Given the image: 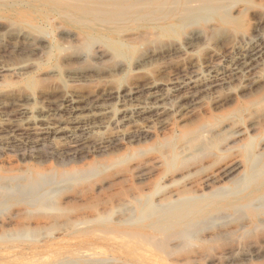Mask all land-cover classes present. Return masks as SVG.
<instances>
[{
    "label": "rangeland",
    "instance_id": "1",
    "mask_svg": "<svg viewBox=\"0 0 264 264\" xmlns=\"http://www.w3.org/2000/svg\"><path fill=\"white\" fill-rule=\"evenodd\" d=\"M172 1H175V0H172ZM249 1L251 2V4H250L251 7L247 6L248 9L257 8V6H263L264 5V0H249ZM235 3H236V0H232V1L227 3V5L228 4L230 5V6L228 5L229 11L227 10V12H229L231 14V16L236 19V20L232 19L231 23H233V24H231V25H230V21H229L227 25L226 24H220L217 26L215 24L214 20L210 21V17L206 15L205 17L201 16L197 19L192 20L191 22L187 23L186 25L182 26L181 28L176 29L175 32L170 34V35H162V36L159 35V33L158 34L155 32L152 33L151 29L148 28L149 24L151 22H154L155 19H159L160 15L159 16L155 15L154 17H150L148 19H143V20H138V21L128 20L127 18H125L123 20L120 19V20H122V22H120V20L119 21L116 20L118 18H116L115 16L91 17L90 18L91 21H97L96 19H98V20L101 19L102 21L104 20L103 22H105V23H103L101 20H100V22L98 21L100 27H108L107 24L110 23V24L115 25L116 28H119V32L127 33L126 36L128 38L131 39L130 36H132L133 38H134V35L136 36L134 39L132 38L133 41L130 43V45L132 44L131 46H132L133 50L132 49L129 50L128 54L130 56V60H128V61H126L124 59L120 60L119 58H115L113 56L111 50L103 42H100V41L85 42V40H83L80 36L77 35L78 29L76 28V26L65 24V26L63 27L64 31H70L76 37H75V39L72 38L73 40L69 41V43L66 42L65 44L64 43L62 44L65 47V52H64L65 55L69 56L72 59L61 64L60 70H59V68H57L58 72L60 71L58 73L59 75L57 77L47 78L44 75L45 70L37 69L36 67L34 68V67H30V66H27L26 68H24V70H22L21 73L20 72H17L15 74L13 73V75H12V73H6V72L1 71V73H0V120H1L0 149L2 148L1 152H0V162H1L0 166H1V168L6 167L9 169H14L16 171H20V170L21 171H33V170L36 171L39 168L42 171H45V172L47 171L48 174L58 176L57 178H59L64 172H70V171H73L74 169H80L81 166H82V169H86V168L88 169L90 167L95 168V172L92 175H89L85 179H76L73 181L66 182L67 184L63 183L59 187L58 186L55 187V188H57V189H55L56 191L59 189V190H61V192H59L58 194L53 193L54 195L51 194L50 198L52 201L48 200L49 197L47 198V200H46L47 203H49L48 201H51L50 204H48V206L49 205L51 206V207L49 206L50 207V209H49L50 214H55L57 210L59 211L61 209L67 208V207H69L67 209H69L70 211H74L76 208H82L81 205L85 204L87 202V199H84V197H82V193H84L88 189H91L96 196L100 197L101 200L106 201V200H108V198L111 195L118 194L120 191H128L129 193H131V192H133V190L136 189L137 186H139L140 188L144 187V188L154 189L158 185V186H160L157 189L158 192L154 196L155 198H151L150 201L158 202V200H162L165 197H171V195L174 193L175 195L178 196L177 197L178 199L181 198L179 201V204H181V202L182 203L187 202L189 204L187 211H188V214L191 216V225L192 226L183 228L182 236H181V238H183L182 240H184V241L186 240L185 243L183 241V245L184 246L188 245V247L183 246L185 248L184 250L183 249L181 250L179 247L177 252L173 255H169L168 258H167V256L160 254V257L159 258L157 257L156 259H154V261H139V260L135 259L134 257H131V255H129L126 252V250L121 247V243H120L121 239L120 238H118L116 240L113 239V238L117 237L118 235H114L113 238H110L109 235H105L104 233H100L99 235L102 236V239H100L101 241L96 240L92 246L93 248H89V251H87V254H91L93 256L94 260L95 259L98 260V261H96V263L94 260H93V262L92 261L86 262V261L79 259L76 256L67 255L65 260H64L65 262H63L61 264H67V262H68V264H69V262H70V264L71 263L72 264H97V263L98 264H125V263L126 264H164V262H169L170 264H218V263L219 264H264V228H263L264 226L262 227L261 230H260V228H258V226L261 227L260 225H263L260 223L264 222V197L262 196V199L260 198L256 202H252L248 205H245L244 199H246L248 194H245L244 192L240 193L238 195H235V196L224 194L223 196L218 198L217 202L214 203L215 206L217 205L219 208L222 207L221 210L219 208L217 210L216 209L214 210V209L209 208L208 206H204L205 204L203 205V203H201V197H200L201 195L202 196H204V195L208 196L209 193H211L213 187L224 186L227 184L229 185L231 179L235 178L236 176H238L240 174L241 170L234 173L229 178H223L221 176L222 170L225 166L232 163L234 159L240 158L243 156V153L247 149L248 144H249L248 147H250V149L248 148V150H251L255 156H257L259 158L261 157V159L264 158L263 157L264 156V102H263L264 101V94H263L264 92H262L263 96L261 97V99H263V100L260 99V100H258L257 103L254 102L253 104H251L249 106H246V102H248V101H247V98H244L246 95L249 94L248 84H249V81L252 80L253 78H255V77L261 78L262 77L261 78L262 80L260 82L261 85L260 84L259 85L262 89L264 88V67H263L264 66V57H262V56H264V41H262L261 43L258 44V46H259L258 50L261 53H260V57L258 58V61L255 63V67L252 68L253 70H250V71L244 70L237 76H231L229 74H221L222 70H219V69H221V66H222V69L224 68V66L228 67L229 65L225 64V63L227 62L228 58L233 56L232 51L228 47H226V45H225L227 43L226 41L229 40L231 38V36H233V34H235L236 32H238L240 30H245V29L248 30V29H251L253 26L258 25L259 20H260V17H258V15H256L255 18L253 17V15H250L249 13H244L241 16L238 15V10H240V9H239V7L235 8L232 5ZM0 5H1V2H0ZM45 8L46 9L44 11H47V13L45 12L44 15H49L48 11L51 10V8H47V7H45ZM234 11H236V12H234ZM9 13H11V12L9 11L8 14ZM4 14H6V13H1V6H0V31H1V15H4ZM112 20H114V21L112 22ZM126 20H128V21H126ZM106 21H108V23H106ZM117 21L119 22L118 24H116ZM140 21H142V22H140ZM101 22L103 24H101ZM211 22H212V24H211ZM135 23H136V25H135ZM235 23H236V25H235ZM55 24H56V22L49 20V18H48V20H44V22H41L39 24V27L41 29V33L44 34V36H47V40L49 42H58L59 41V37H57L58 32L55 28ZM16 27L18 28L19 26L17 24H15V27L12 28L11 31L21 29V28L17 29ZM50 30H51V32H50ZM212 30H213V33H212ZM201 31L204 34L203 35L204 41L202 40L201 44L198 46H195L194 49L192 48V46H188L189 45L187 43V41H189L188 35L190 36V34H192L194 32H201ZM4 33L5 32H0V42H1L0 43V59H2V60H0V61H2V62H0V66L2 65L0 67L1 70L7 66H11V65L18 63V62H25L29 58V56L23 54L24 52L27 53V51H25V49L23 50V52H14L12 49V45L5 38L6 35ZM210 33H212V35H209V37H208V34H210ZM128 34H130V35H128ZM155 34H157V36ZM37 35L38 34H35L36 37H37ZM148 35H149V37H148ZM51 36L53 39L51 38ZM149 38H150V41H149ZM151 38L153 41L151 40ZM176 38H177V40H176ZM208 38H210V39H208ZM178 41H180V43ZM168 42H169V44H168ZM207 42H209V43L206 44ZM185 43H187V44H185ZM203 43L206 44V45L204 44L205 47L203 46ZM218 43H220V44L218 45ZM100 45H101V47H100ZM220 45H222V49H221ZM260 45H262V46H260ZM75 46H77V47H75ZM135 46H138V47L140 46L141 48H138V47L135 48ZM142 46H143V48H142ZM180 47H181V49H180ZM99 48H101V49H99ZM102 48H105V49H102ZM191 48H192V50H191ZM260 48H262V49H260ZM134 49H135V51H134ZM73 50L74 51L76 50V51L74 52ZM220 50H221V52H220ZM77 51H79V52H77ZM139 51H140V53H138ZM186 51H187V54H186ZM214 52H215V54H213ZM136 53H138L139 55ZM180 53L182 56L180 55ZM98 54H99V56H98ZM227 54H229V56ZM100 55L104 58H102ZM23 56H25L26 58ZM165 56H167V57H165ZM211 56H212V58H211ZM118 59L120 60L119 62H118ZM144 59H147V60L152 59L153 60L147 64L148 67H145L146 69L149 68V70H145V68L136 67L137 62L140 60H144ZM214 59H216V60H214ZM101 60H103V61H101ZM121 61H123V62H121ZM173 61H175V62H173ZM204 61H205V63H204ZM155 62H156V64H155ZM207 62H209V63H207ZM131 63L134 66H132ZM165 63H167V64H165ZM3 64L5 67H3ZM149 64H151V65H149ZM157 64H159V65H157ZM184 64L185 65L187 64V65L185 66ZM188 64H189V66H188ZM223 64H224V66H223ZM124 65L126 67H124ZM168 65H170V67ZM130 66H131V69H130ZM149 66H151V67H149ZM217 66H218V68H217ZM71 68H76V70L75 69L71 70ZM121 68H122V70L124 68L123 72H122ZM150 68H152V69H150ZM184 68H186V69H184ZM255 68H256V71L254 70ZM173 69H175V70H173ZM119 70H121V71H119ZM141 70H145V71H141ZM176 70L178 73L176 72ZM189 70L191 72H189ZM116 71H117V73H116ZM135 71H137V72H135ZM158 71H159V73H158ZM22 72H24V73H22ZM129 72H131V73L129 74ZM66 73L67 74L77 73L79 75H92L93 73H95V75H99V76L101 75V76L98 79L95 78V80H93V81H88V82L87 81H78V82L73 81L74 82L73 83L71 80H69L67 78ZM112 73H114V74L112 75ZM124 73H125L124 76L125 77L127 76L126 78L124 76H122ZM179 73L182 75V79H181V75H179ZM199 73H201V74H199ZM206 73H208L209 75ZM216 73H219V74L216 75ZM35 74H37V76ZM103 74H104V76H102ZM197 74H198V77H197ZM246 74H248V75H246ZM13 76L14 77L16 76V77L13 78ZM148 76H151V77H148ZM190 76H191V78H190ZM7 77H9V78L12 77V78L9 79ZM32 78L35 80V83L29 84L28 82ZM104 78H106V80ZM107 78H108V80H107ZM110 78H111V80H110ZM147 78H148V80H147ZM196 78H200L202 80L205 78H206V80L210 79V80L216 82L217 86L214 88H208L205 85H202V86H194L193 85L192 86L189 81L191 79L195 80ZM46 79H48V80H46ZM49 79H51V80H49ZM118 79H120V80H118ZM100 80H102L103 82ZM144 80H146V82ZM39 81L41 82V84H38V83H40ZM54 81H56V82H54ZM57 81H60V83L58 84ZM117 81H119V82L121 81V82L119 83ZM184 81H185V83H184ZM68 82L72 83L73 85H70ZM152 82H157V83H160L162 85L160 87H158L157 89L149 90L148 85H149V83H152ZM222 82H223V84H222ZM8 83H10V84H8ZM141 83H142V85H141ZM174 83H178L179 86L178 87L176 86L177 88L171 86ZM37 84L39 86H37ZM135 84L137 86H135ZM138 85H140V86H138ZM163 85H167L168 88L167 89L165 87L163 88ZM226 85H228V86H226ZM13 87H14V89H13ZM19 87H21V88H19ZM23 87L26 89H24ZM119 87H121V88H119ZM126 87H136V88H138V93L135 96H133L132 98H124L122 95L113 97L110 93V92L115 91L117 89H123ZM180 87H181V89H180ZM16 88L18 90H20V89L21 90L18 91ZM190 88H192V89H190ZM183 89H185V92ZM101 90H102V92H100ZM39 91L41 93H43V95ZM59 92H61V94L64 92H70V93H74L75 95L80 96V99L84 98L83 99L84 101L83 100L79 101L77 107L78 108L80 107L83 109V111H82V109H79V110H81L84 114V115L83 114L82 115L87 117V118L82 121L81 126H80V124L77 126H73V127H72V125H70L69 126L70 133H67L66 136L65 135L64 136L57 135L55 133L56 128H58L57 125H59L61 119L66 121V119L70 117V115H68V114L72 112V108H65V107L59 108L57 103H52V101H55V99H57V97H59L61 95ZM160 92H162L163 94H161ZM177 92H178V94H177ZM80 93H82V95ZM198 93L201 94V96ZM100 94H101V96H100ZM155 94L165 96L164 102L170 104V106H171V104L175 106V107H173L174 108L173 113L165 115L167 118L164 115H163L164 117L163 116L161 117V116H157L155 114H153V115L151 114L152 118H151V115H149L150 117L146 121H144L143 119L136 120L138 123L127 124V123H124L122 121L120 111H122V109H124L125 105L129 106V105L137 104V102H141L143 100V98H146L143 101L154 102L155 100L152 98V96ZM30 95L34 97V101L30 102V104H27V106L29 105V107L31 108L33 105L35 108V109L33 107L31 108V110L33 111L32 120H33V122L35 121V123L31 124V125L28 124L29 123L28 122V116H26L25 114L21 113L18 110V106L20 104H24L25 101L27 100V97ZM179 95L181 96V98ZM191 95H193V96H191ZM41 97H43V98H41ZM54 97H55V99H53ZM35 98H36V100H35ZM105 98H107V99H105ZM257 98H258V96H257ZM112 100L113 101L115 100V101L113 102ZM150 100H152V101H150ZM187 100H190V101H187ZM96 101H99V104H101L102 106L110 108L111 112L115 109L112 112V114H113V117L116 115L117 116L114 117V121L111 122L112 124L108 123V118L106 116H101V118L100 117H97V118L93 117L92 118L91 116H89L88 110L86 109V106L88 104L93 105V104H95ZM191 102L192 103L196 102L199 105L197 107L198 109L196 110V113L198 111L197 115H205L206 113L210 112V113L218 115L220 117L219 120L221 121L220 125H222V127L227 126V125L229 126V123H232V124H230V125H232V126H230L232 128L226 130V132H223V135H220L216 138L209 139L207 141L201 140V142H203V144L200 141H198L196 144V146L198 145L196 148L197 150H195V151L191 150L188 147V145H185V144H183L182 146L180 145L178 147V150H180V152H179L180 154L178 153L179 155L176 157V159L169 162L170 157H168L169 151L167 148H163L162 150L152 148V145L154 143V139L157 136H158L157 138H160V139L165 137L170 132L173 125H175L174 123L184 125L185 122L182 123L181 114L183 112H188L191 110V108H190L192 105ZM233 102L235 104L238 102L242 104L241 105V111L242 112H240L238 114L229 115V113L232 110V107L234 106ZM105 103H108V104H105ZM231 103L233 105H231ZM55 104H57V105H55ZM116 104H117V107L115 106ZM215 104H216V106H217V104L219 106H217L215 108ZM49 106H50V108H49ZM41 107H45L47 109L49 108V110L52 109V110H50V114H51V118H52V120L49 121L50 126L46 125L47 123H45V125H44V123L39 121L40 118H38V117H40V116L38 113V108H41ZM112 108H114V109H112ZM53 109H55V110H53ZM3 110H4V112H3ZM6 110H8V111H6ZM18 112H19V114H18ZM15 119H17V120H15ZM24 119H25V121H22ZM99 120H100V122H98ZM161 120H163V121H161ZM15 122H17V123L15 124ZM150 123H151V125H150ZM253 123H255V126H254V128H251ZM36 124L39 128L37 126H35ZM102 124H103V126H102ZM132 125H134V126H132ZM100 126H102V128H101L102 130L100 129ZM142 127L144 128L145 131H147V137H149V138H147V140H144V142L142 141L141 143H139L136 140L131 141V139L126 138V139H122V142L117 143L118 147L117 146L116 147L115 146H108V148L105 149V146H103L104 150H103V148H101V146L97 142V140L100 138H110V137H113L114 135L115 136L122 135V132L125 135L127 133L128 134L132 133L134 135V133H140L139 131L143 129ZM145 127H146V129H145ZM88 128H91V129H88ZM96 128H97V131L95 130ZM133 128L135 130H133ZM140 128H142V129H140ZM74 130H76V131L74 132ZM237 130H242L243 132H245V135L242 136L243 138L241 137L238 139L240 142H242V143L239 142L241 145L240 146L238 145V147L235 149H231V150L226 151V149H225L226 144H229L232 141H236V139H233L230 137H231L232 133L236 132ZM133 131H135V132H133ZM44 132H45V134H44ZM161 132H163V133H161ZM76 133H77V136H74V135H76ZM68 134H70L71 136H69ZM50 135H52V136H50ZM81 136H82V138H81ZM42 137H43V139H42ZM29 138H30V140H29ZM151 139H153V141ZM205 141H206V143H205ZM245 142H247L246 143L247 145L245 144ZM33 143L35 144V146ZM69 143H70V145H69ZM86 143L87 144L89 143V144L87 145ZM31 144H33L34 148H33V146H31ZM8 145H10V146H8ZM76 145H78V147ZM82 145H83V148L81 147ZM131 145H134V146L131 147ZM245 145H246V147L244 148ZM36 146H37V148H36ZM20 148H22V149H20ZM73 148H74V151H73ZM126 148L127 149L130 148V149L127 150ZM139 148H141V149H139ZM187 148L189 151H187ZM23 149H24V151H23ZM51 149H53L54 151ZM118 149H120V150H118ZM4 150H5V152L2 153ZM36 151H38V152H36ZM94 151L96 154L94 153ZM120 152H121V154L127 155V158L122 160L120 163L114 162L115 157L119 156L118 154H120ZM205 153L207 155H205ZM83 154H85V155L83 156ZM49 155H51V156H49ZM85 156H87V157H85ZM62 157H64L62 160L63 162H61ZM43 158H47V159H43ZM80 158L84 159V160H79ZM33 159H35V161ZM55 159H57V161ZM41 160L44 162H42ZM98 160L100 162H98ZM105 160H107V161H105ZM66 161H68V162H66ZM91 161L93 163H90ZM87 162H89V163H87ZM110 162H111V164H110ZM26 163H28V164H26ZM63 163H67L68 166L67 165L63 166ZM83 163L84 164L87 163V164L84 165ZM100 164L101 165L104 164V165L101 166ZM43 165H45V166H43ZM103 166H106V167H104L105 169L103 168ZM35 167H36V169H35ZM51 167L53 168V170ZM22 168H24V169H22ZM69 168H70V170H69ZM55 171H56V174H54ZM2 174L3 173L1 172V175ZM140 174L144 175L143 177H141L142 179L140 178V176H141ZM144 178H145V180H144ZM208 178L210 180L216 179L215 182H217V184L210 183L209 188L204 187V182ZM160 179H161V181H159ZM172 181H174V182H172ZM158 182H159V184H158ZM61 186H63L64 188ZM52 197H53V199H52ZM121 199H122V196H119V197L115 196L116 202L120 201ZM88 202H89V199H88ZM257 202H259V203H257ZM71 203H77V205H72ZM124 207H127L126 209L124 208V210H126V211H123V208H116L115 209L116 211L113 210L111 212L112 214L110 213L111 215L110 214L108 215V217L109 216H111V217H109L110 220L107 218L108 219L107 225H111V224L116 223L119 219L125 218L126 215L130 216L129 213L131 211L129 209L132 210L133 206L132 205H126ZM200 207H202L204 209V211L202 213L198 212ZM127 209L130 212H128ZM9 212H12V211L9 210ZM9 212H7V213H9ZM224 213H226V214H224ZM2 217H3V215H2ZM72 217H73V215H72ZM215 217H216V219H215ZM206 218L208 220H206ZM0 220H1V214H0ZM209 220H210V222H209ZM201 223H203V224L200 225ZM61 224H63V226L60 225V226H62L61 229L64 230L67 226L64 224V222H62ZM195 225H196V227H195ZM254 226H256V227H254ZM191 227H192V230L190 229ZM248 227H249V229H248ZM197 228L199 229V231ZM205 228H207V229H205ZM241 228L243 230H241ZM201 230H202V232H201ZM190 231H191V233H190ZM243 231H246V232H243ZM219 233H221L220 236H219ZM50 236H51V233L48 231H45V230H43L37 234H32V235L27 234V235H24L23 237H18L17 239H16L17 236L13 237V240L15 242L14 241L11 242L12 237L5 236V238L4 237L2 239L0 238V242H1L0 243V251L2 250L3 254L6 255L7 253L12 251L11 250L12 248H14L16 251H20V252L25 253V250L28 248H41L42 246L53 243V240L51 238L52 236L51 237ZM0 237H1V233H0ZM26 237L27 238L29 237L28 238L29 240ZM214 237H215V239H213L212 241H208L209 238H214ZM216 237H218V239ZM30 238H31V240H30ZM4 239H6V240H4ZM125 239H129V238L125 237ZM187 239H188V241H187ZM7 241L8 242L10 241L9 244H11V245L7 244L8 243ZM180 242H177V244H179ZM97 245H98V247H97ZM179 245H182V243H180ZM96 247H97V249L101 247V251H103L105 254H102V252L99 251L100 249H98V251H97ZM9 248H11V249H9ZM102 248H103V250H102ZM251 248H253V249H251ZM109 249H111V250H109ZM231 250H233V252H231ZM258 250H259V252H258ZM226 253L230 254L231 257H229V255ZM231 254H233V255H231ZM110 255L112 256V258L109 259V257H111ZM99 259L105 260V261L99 262ZM109 260H110V262H106ZM159 260H161V261L159 262ZM215 261H216V263H215ZM0 262H1V258H0ZM169 263H165V264H169Z\"/></svg>",
    "mask_w": 264,
    "mask_h": 264
},
{
    "label": "bare ground",
    "instance_id": "2",
    "mask_svg": "<svg viewBox=\"0 0 264 264\" xmlns=\"http://www.w3.org/2000/svg\"><path fill=\"white\" fill-rule=\"evenodd\" d=\"M230 1H232V0H175V1H172V0H0V2H1V5H0L1 6V13H6L4 15H1V31L0 32H5L4 34L6 35V37L4 35L3 36L12 45V49L14 52H23V50L25 49V51H27V53L24 52L23 54L29 56V58L25 62H18V63L11 65V66H7V67H5L3 64V67H5V68L2 70L0 68V73L2 71V72H6V73H12V75H13V73L14 74L17 72L21 73V71L24 70V68H26L27 66H30V67H34V68L36 67L37 69L45 70L44 75L47 78L57 77L59 75L58 73L60 72V71L58 72L57 68H59V70H60L61 64L72 59L69 56L65 55V53H64L65 47L62 44L63 43L65 44L66 42L69 43V41L73 40L72 38L75 39V37H76L70 31H64L63 27L65 26V24L76 26V28L78 29L77 35L80 36L83 40H85V42H92V41L103 42L111 50V52L115 58H119L120 60L124 59V60L128 61V60H130V56L128 53H129V50L132 49V46H131L132 44L130 45V43L133 41V39L136 36L134 35V38L132 36H130L131 37V39H130L126 36L127 33L119 32V28H116L115 25L110 24V23L107 24L108 27H100L98 21L100 22L101 19L100 20L96 19L97 21H91L90 20L91 17L115 16L116 18H118V19H116L118 21L120 19L123 20L125 18H127L128 20L138 21V20H143V19H148L150 17H154L155 15H158V16L160 15L159 19H155L154 22H151L149 24L148 28L151 29L152 33H154V32L157 34L159 33V35L162 36V35H170V34L174 33L176 29L181 28L182 26L186 25L187 23L191 22L192 20L197 19L201 16L205 17L206 15L210 17V21L214 20V22L217 26L220 24H226L227 25L229 21H230V25L233 24L231 22H232V19L234 20L235 18H233L231 16V14L229 12H227V10L229 9V6H230L229 4H228L229 5L228 6L227 3ZM250 4H251V2L249 0H236V3L232 4L235 8L239 7L240 10L237 9L238 15L241 16L244 13H249L250 15H253L254 18L256 15H258V17H260V20H259L258 25L253 26L251 29H248V30H246V29L240 30V31L236 32L235 34H233V36H231V38L226 41L227 43L225 45H226V47H228L232 51L233 56L228 58L227 62L225 63V64L229 65L228 67H225L223 64L224 68L222 69V66H221V69H219V70H222L221 74H229L231 76H237L244 70H249V71L253 70L252 68L255 67V63L258 61V58L260 57L261 52L258 50V47H259L258 44L261 43L262 41H264V5L263 6H257V8L248 9L247 6H250ZM45 7L51 8V10L48 11L49 15H44L45 12L47 13V11H44L46 9ZM9 11L11 13L8 14ZM234 12H236V11H234ZM48 18H49V20L56 22L55 28L58 32V36H57V37H59L58 42H49L47 40V36H44V34L41 33V29L39 27V24L41 22H44V20H48ZM122 20H120V22H122ZM128 20H126V21H128ZM113 21L114 20H112V22ZM118 21L116 24L119 23ZM102 22H101V24L105 23V22H103V23ZM140 22H142V21H140ZM106 23H108V21H106ZM15 24H17L19 26L18 28H21V29H18L16 27L18 30L11 31L12 28L15 27ZM211 24H212V22H211ZM135 25H136V23H135ZM235 25H236V23H235ZM50 32H51V30H50ZM212 33H213V30H212ZM212 33L208 34V37H209V35H212ZM35 34H38L37 37L35 36ZM157 34H155V35L157 36ZM128 35H130V34H128ZM203 35L204 34L202 33V31L201 32H194V33L190 34V36L188 35V39H189V41H187V43L189 44L188 46H192V48L194 49L195 46L200 45L202 40H203V37H204ZM148 37H149V35H148ZM51 38H52V36H51ZM177 38H176V40H177ZM208 39H210V38H208ZM151 40H152V38H151ZM149 41H150V38H149ZM178 42L180 43V41H178ZM187 43H185V44H187ZM208 43L209 42H207L206 44H208ZM168 44H169V42H168ZM204 44L205 43H203V46H204ZM219 44L220 43H218V45ZM220 46L222 49V45H220ZM260 46H262V45H260ZM75 47H77V46H75ZM100 47H101V45H100ZM136 47H138V46H135V48ZM138 48H141V47L139 46ZM142 48H143V46H142ZM192 48H191V50H192ZM99 49H101V48H99ZM102 49H105V48H102ZM180 49H181V47H180ZM260 49H262V48H260ZM79 51H77V52H79ZM134 51H135V49H134ZM220 52H221V50H220ZM138 53H140V51ZM138 53H136V54H138ZM186 54H187V51H186ZM213 54H215V52ZM180 55H181V53H180ZM227 55L229 56V54H227ZM98 56H99V54H98ZM212 56H211V58H212ZM23 57H25V56H23ZM165 57H167V56H165ZM262 57H264V56H262ZM102 58H104V57H102ZM119 59H118V62L120 61ZM0 60H2V59H0ZM214 60H216V59H214ZM101 61H103V60H101ZM150 61H153V60L152 59L151 60H149V59L148 60L147 59L140 60L137 62L136 67H139V68L148 67L147 64ZM0 62H2V61H0ZM121 62H123V61H121ZM156 62H155V64H156ZM173 62H175V61H173ZM204 63H205V61H204ZM207 63H209V62H207ZM159 64H157V65H159ZM165 64H167V63H165ZM131 65H132V63H131ZM149 65H151V64H149ZM132 66H134V65H132ZM168 66L170 67V65H168ZM188 66H189V64H188ZM124 67H126V66L124 65ZM149 67H151V66H149ZM152 68H150V69H152ZM217 68H218V66H217ZM72 69L76 70V68H71V70ZM130 69H131V66H130ZM184 69H186V68H184ZM121 70H122V68H121ZM121 70H119V71H121ZM145 70H149V68L148 69L145 68ZM145 70H141V71H145ZM173 70H175V69H173ZM190 70H189V72H191ZM254 70L256 71V68ZM123 71H124V68H123L122 72ZM24 72H22V73H24ZM135 72H137V71H135ZM176 72H177V70H176ZM77 73H71V74L66 73L67 78L69 80H71L72 82L73 81H75V82L76 81L77 82L78 81H87L88 82V81L95 80V78L98 79L101 76V75L100 76L95 75V73H93L92 75H79ZM116 73H117V71H116ZM125 73L122 76H124ZM130 73L131 72H129V74ZM158 73H159V71H158ZM113 74L114 73H112V75ZM199 74H201V73H199ZM206 74H208V73H206ZM218 74L219 73H216V75H218ZM35 75L37 76V74H35ZM179 75H181V74L179 73ZM246 75H248V74H246ZM102 76H104V74ZM9 77H7V78H9ZM15 77L13 76V78H15ZM148 77H151V76H148ZM197 77H198V74H197ZM11 78H9V79H11ZM190 78H191V76H190ZM261 78L255 77L249 81V84H248L249 94L248 93H247L248 95L245 94L246 96L244 97V98H247V101H248V102H246V106H249V105L253 104L254 102L257 103L258 100H260L261 97L263 96L264 93L262 94V92H264V88L262 89L260 87V85H261L260 82L262 80ZM104 79L106 80V78H104ZM181 79H182V75H181ZM46 80H48V79H46ZM49 80H51V79H49ZM107 80H108V78H107ZM110 80H111V78H110ZM118 80H120V79H118ZM147 80H148V78H147ZM100 81H102V80H100ZM144 81L146 82V80H144ZM54 82H56V81H54ZM57 82H58V84L60 83V81H57ZM117 82H119V81H117ZM189 82L192 86L193 85L194 86L205 85L208 88H214L217 86L216 82H214L210 79L206 80V78L203 80L200 78H196L195 80L191 79ZM28 83L34 84L35 80L32 78V79H30V81ZM184 83H185V81H184ZM8 84H10V83H8ZM38 84H41V82ZM38 84H37V86H39ZM69 84L73 85L72 83H69ZM222 84H223V82H222ZM141 85H142V83H141ZM161 85L162 84H160V83L152 82V83H149L148 88H149V90H154V89H157L158 87H160ZM135 86H137V85L135 84ZM138 86H140V85H138ZM171 86H173V87L177 86L178 87L179 85H178V83H174ZM226 86H228V85H226ZM164 87L166 89L168 88L167 85H163V88ZM181 87H180V89H181ZM19 88H21V87H19ZM119 88H121V87H119ZM13 89H14V87H13ZM24 89H26V88H24ZM190 89H192V88H190ZM20 90H18V91H20ZM183 90L185 92V89H183ZM100 92H102V90ZM59 93L61 94V92H59ZM110 93L113 97L122 95L124 98H132L133 96H135L138 93V88L126 87L123 89H117V90L112 91ZM160 93L163 94L162 92H160ZM41 94L43 95V93H41ZM80 94L82 95V93H80ZM177 94H178V92H177ZM199 95L201 96V94H199ZM100 96H101V94H100ZM191 96H193V95H191ZM257 96L259 99L257 98ZM41 98H43V97H41ZM152 98L155 100L154 102L143 101L144 99H146V98H143V100L141 102L136 101L137 104L129 105V106L125 105L124 109H122V111H120L122 121L124 123H127V124L138 123L136 120L143 119L144 121H146L150 117L149 115H151V114L152 115L155 114L157 116L162 117L163 115L165 116V115H168L170 113H173V111H174L173 107H175V106L172 104L170 106V104L164 102L165 96L155 94L152 96ZM180 98H181V96H180ZM53 99H55V97ZM83 99H80V96L75 95L74 93L64 92L59 97H57V99H55V101H52V103H57L59 108H62V107L72 108V112L71 113L68 112L69 113L68 115H70V117L67 118L66 121L61 119L62 117L60 118L61 121H60L59 125H57L58 128H56V130H55V133L57 135H62V136L65 135L66 136L67 133H70V129H69L70 125H72V127H73V126H77L80 124V126H81L82 121L87 118V117L83 116L84 115L82 112L83 109L80 107L79 108L77 107L79 101H81ZM105 99H107V98H105ZM35 100H36V98H35ZM261 100H263V99H261ZM33 101H34V97L30 95L27 97V100L25 101L24 104H20L18 106V110L21 113L28 116V122H29L28 124L29 125L35 123V121L33 122V120H32L33 111L31 110V108L32 107L34 108V106L32 105L31 108L29 107V105L27 106V104H30V102H33ZM150 101H152V100H150ZM187 101H190V100H187ZM57 104H55V105H57ZM105 104H108V103H105ZM231 105H233V104L231 103ZM241 105L242 104L239 102L236 104L234 103V106L232 107V110L229 113V115L238 114V113L242 112L241 111ZM115 106L117 107V104ZM198 106L199 105L196 102H193L191 107H190L191 110L188 112H183L181 114L182 123L185 122L184 125L174 123L175 125H173L171 130L169 129L170 132L165 137L160 139V138H157L158 136L157 137L155 136L156 138L155 139L153 138L154 143L152 145V148H156L158 150H162L163 148H167L169 151L168 157H170L169 162L175 160L176 157L180 154L179 153L180 150H178V147L180 145L181 146L183 144L188 145V147L191 150L195 151V150H197L196 148L198 145L196 146V144L198 141L201 142V140L207 141L209 139L216 138L220 135H223V132H226V130L232 128V127H230V126H232V125H230L232 123H229V126L227 125V126L222 127V125H220V122H221L219 120L220 117L218 115L212 114L210 112L206 113L205 115H197L198 111L196 113V110L198 109L197 108ZM217 106H219V105L217 104ZM217 106L215 104V108ZM49 108H50V106H49ZM49 108L48 109L45 107L38 108V113L40 116L38 118H40L39 121L44 123V125H45V123H47L46 125L50 126L49 121L52 120L50 110H52V109L49 110ZM79 109H82V111ZM86 109L88 110L89 116H91L92 118L93 117H95V118L100 117L101 118V116H106L108 118V123H111L112 121H114V117L117 116L116 115L113 117L112 112L115 110L114 108H112L114 110L111 112L110 108L102 106L101 104H99V101H96L95 104H93V105L88 104L86 106ZM53 110H55V109H53ZM6 111H8V110H6ZM3 112H4V110H3ZM18 114H19V112H18ZM152 115H151V118H152ZM15 120H17V119H15ZM22 121H25V119ZM161 121H163V120H161ZM98 122H100V120ZM16 123L17 122H15V124ZM150 125H151V123H150ZM0 126H1V120H0ZM35 126H37V124ZM102 126H103V124H102ZM102 126H100V129L102 128ZM132 126H134V125H132ZM254 126H255V123H253L251 128H254ZM146 127H145V129H146ZM134 128H133V130H135ZM142 128H140V129H142ZM88 129H91V128H88ZM95 130L97 131V128ZM75 131L76 130H74V132ZM133 132H135V131H133ZM139 132L140 133H134V135L132 133H129V134L127 133L125 135L122 132V135H117V136L114 135L113 137H110V138H100L97 140V142L99 143L101 148H103V150H104L103 146H105V149H107L108 146H115L116 147L117 143L122 142V139L129 138V139H131V141L136 140L137 142L141 143L142 141L144 142V140H147V138H149V137H147V131H145L144 128L142 130H140ZM161 133H163V132H161ZM44 134H45V132H44ZM68 135L71 136L70 134H68ZM243 135H245V132H243L242 130H237L236 132L232 133L230 138L236 139V141H232L231 143L226 144V146H225L226 151L231 150V149H235L238 147V145L240 146L241 145L240 143H242V142H240L238 139L241 138ZM50 136H52V135H50ZM74 136H77V133ZM43 137H42V139H43ZM81 138H82V136H81ZM153 139H151V140L153 141ZM29 140H30V138H29ZM206 141H205V143H206ZM201 143L203 144V142H201ZM246 143L247 142H245V144ZM33 144H31V146H33ZM69 145H70V143H69ZM134 145H131V147ZM246 145L244 146V148L246 147ZM8 146H10V145H8ZM34 146H35V144H34ZM34 146H33V148H34ZM76 146L78 147V145H76ZM248 146H249V144L247 145V149L244 151L242 157L234 159L232 163H230L229 165H227L223 168L221 176L223 178H229L234 173L241 170L240 174L238 176H236L235 178L231 179L229 185L227 184L224 186L213 187L211 193H209L208 196H205V195L202 196L201 195L200 196L201 197V203H203V205L205 204L204 206H208L211 209L217 210L219 207L217 205L215 206L214 203L217 202L218 198H220L224 194L225 195L226 194L234 195V196L238 195L240 193H243V192L245 194H248L246 199H244L245 205H248L252 202H256L260 198L262 199V196L264 197V158L261 159V157L259 158V157L255 156L251 150H248V148L250 149V147H248ZM81 147L83 148V145ZM36 148H37V146H36ZM1 149H0V152H1ZM20 149H22V148H20ZM128 149H130V148H128ZM139 149H141V148H139ZM51 150H53V149H51ZM118 150H120V149H118ZM23 151H24V149H23ZM73 151H74V148H73ZM187 151H189L188 148H187ZM4 152H5V150L2 153H4ZM36 152H38V151H36ZM94 153H95V151H94ZM120 154H121V152H120ZM120 154H118L119 156L116 155L117 157H115L114 162L120 163L122 160L127 158V155H125V154L120 155ZM84 155L85 154H83V156ZM205 155H207V154L205 153ZM49 156H51V155H49ZM85 157H87V156H85ZM63 158L64 157H62V159L60 158L61 162H63L62 161ZM43 159H47V158H43ZM33 160L35 161V159H33ZM55 160L57 161V159H55ZM79 160H84V159L80 158ZM105 161H107V160H105ZM42 162H44V161H42ZM66 162H68V161H66ZM98 162H100V161L98 160ZM87 163H89V162H87ZM87 163H85V164H87ZM90 163H93V162L91 161ZM26 164H28V163H26ZM110 164H111V162H110ZM65 165H67V163H63V166H65ZM102 165H104V164H102ZM43 166H45V165H43ZM104 167H106V166H103V168ZM22 169H24V168H22ZM35 169H36V167H35ZM38 169L36 171H34V170L33 171H21V170L16 171L14 169H9L6 167L1 168V166H0V214H1V220H0L1 237L0 238L1 239L3 237L5 238V236L12 237L11 242H13L14 241L13 237L17 236L16 237V239H17L18 237H23L24 235H27V234H31V235L37 234V233H40L41 231L45 230V231H48L51 233L52 237L51 236L50 237L52 238L53 243L42 246L41 248H28L25 250V253L20 252V251H16L14 248H12V249L9 248L12 251L7 253L6 255H4L2 250H1L0 251V255H1L0 256V258H1L0 264H61V263L65 262L64 260H65L67 255L76 256L79 259L86 261V262H91V261L93 262V260H94L93 256L91 254H87V251H89V248H93L92 246L96 240L102 239V236L99 235L100 233H104L105 235H109L110 238H113L114 235H118L117 237H115L113 239L116 240V239L120 238L121 239V242H120L121 247L123 249H125L126 252L129 255H131V257H134L135 259H137L139 261H154V259H156L157 257L158 258L160 257V254L167 256V258H168L169 255L175 254L177 252V250L179 249V247L181 250L182 249L184 250L185 249L184 247H188V245L187 246L183 245L184 240H182L183 238H181V236H182L183 228L192 226L191 225V216L188 214V211H187L189 204L187 202H183V203L181 202V204H179V201L181 198L178 199L177 198L178 196L175 195L174 193L171 195V197H165L162 200H158V202H152L150 200H151V198H155L154 196L158 192L157 189L160 186L157 185V187H155L154 189H149V188H144V187L140 188L139 186H137L136 189L133 190V192H131V193H129L128 191H120L118 194L111 195L108 198V200L103 201L100 199L99 196H96L91 189H88L87 191L82 193V197H84V199H87V202L85 204L81 205L82 208H76L75 207L76 209L74 211H70L69 209H67L69 207H67V208L61 209L59 211L57 210L55 214H50L49 209L51 206L49 205L50 206L49 207L48 204H50V202L52 201L50 198L51 194L54 195L53 193L58 194L59 192H61V190H59V189L56 191L55 189H57V188H55V187H57V186L59 187L63 183L73 181L76 179H85L89 175H92L95 172V168L90 167L88 169L87 168L82 169V166H81L80 169H74V170L72 169L73 171L64 172L59 178H57L58 176H56V175L54 176L52 174H48L47 171L45 172V171H42L40 169L38 170ZM52 170H53V168H52ZM69 170H70V168H69ZM1 172L3 173L2 175H1ZM54 174H56V171L54 172ZM140 175H141L140 178L144 176L142 174H140ZM144 180H145V178H144ZM215 180L216 179L210 180L208 178L204 182V187L209 188L210 183L217 184V182H215ZM159 181H161V179ZM172 182H174V181H172ZM158 184H159V182H158ZM63 186H61V187H63ZM115 196L116 197L122 196V199L120 201L116 202ZM48 197H49L48 200H51V201H48L49 203H47V201H46ZM52 199H53V197H52ZM88 199H89V202H88ZM257 203H259V202H257ZM71 204L77 205V203H71ZM126 205H132L133 206L132 210L129 209L131 212L127 209L128 212H130L129 213L130 216L125 214L126 215L125 218H121L119 220L117 219L118 221L116 223L111 224V225H107L108 224L107 220L108 219L110 220L109 217H111V216L108 217V215L113 210H115L116 208H123V211H126V210H124V208L125 209L127 208V207H124ZM219 209L221 210L222 207H220ZM9 210H11L12 212H9ZM203 211H204V209L202 207H200V209L198 210L199 213H202ZM7 212H9V213H7ZM224 214H226V213H224ZM2 215H3V217H2ZM72 215H73V217H72ZM216 217H215V219H216ZM206 220H208V219L206 218ZM62 222H64V224L67 226L64 230L61 229V227L63 226V224H61ZM209 222H210V220H209ZM202 224L203 223H201L200 225H202ZM260 224H263V225H260L261 227L258 226V228H260V230H261L262 227L264 226V222L260 223ZM60 225H62V226H60ZM195 227H196V225H195ZM254 227H256V226H254ZM190 229L192 230V227ZM205 229H207V228H205ZM248 229H249V227H248ZM241 230H243V229L241 228ZM198 231H199V229H198ZM246 231H243V232H246ZM201 232H202V230H201ZM190 233H191V231H190ZM220 234L221 233H219V236H220ZM125 237H128L129 239H125ZM216 238L218 239V237H216ZM213 239H215V237L209 238L208 241H212ZM4 240H6V239H4ZM30 240H31V238H30ZM187 241H188V239H187ZM177 242L182 243V245H179L180 243L177 244ZM185 242H186V240L184 241V243ZM9 243H10V241L7 244H9ZM9 245H11V244H9ZM97 247H98V245H97ZM97 247H96V249H97ZM98 249H100L99 251H101V247ZM98 249H97V251H98ZM251 249H253V248H251ZM102 250H103V248H102ZM109 250H111V249H109ZM101 252H102V254H105L103 251H101ZM231 252H233V250H231ZM258 252H259V250H258ZM226 254H228V253H226ZM228 255H229V257H231L230 254H228ZM231 255H233V254H231ZM110 258H112V256L109 257V259ZM94 261L96 263V261H98V260L95 259ZM100 261H105V260L99 259V262ZM160 261L161 260H159V262ZM106 262H110V260L106 261ZM165 263H169V262H164V264ZM215 263H216V261H215ZM67 264H68V262H67ZM69 264H70V262H69Z\"/></svg>",
    "mask_w": 264,
    "mask_h": 264
}]
</instances>
